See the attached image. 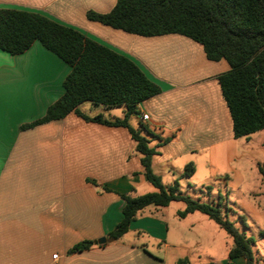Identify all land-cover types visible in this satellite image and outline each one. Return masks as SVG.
Wrapping results in <instances>:
<instances>
[{"label": "crops", "instance_id": "crops-1", "mask_svg": "<svg viewBox=\"0 0 264 264\" xmlns=\"http://www.w3.org/2000/svg\"><path fill=\"white\" fill-rule=\"evenodd\" d=\"M114 4L0 0L1 9L40 13L125 55L159 87V94L137 104L128 124L155 149L151 170L164 185L176 181L179 189L180 183L190 187L191 182L205 187L224 176L226 186L229 174L254 168L264 172V130L233 138L217 80L228 70L227 63L208 61L201 45L180 35L142 37L85 16L87 11L107 13ZM69 72L70 67L39 42L18 55L0 50V264H177L183 259L188 264L242 263L241 258L228 259L232 240L226 239L220 251L224 256L201 258L202 248L217 245L210 234L193 231L201 213L177 217L182 202L146 207L123 236L108 239L122 218L119 194L140 196L139 186L150 191L128 130L84 120L74 112L21 128L42 118L62 96ZM77 109L89 118L108 120L121 119L125 111L90 102ZM142 114L148 116L146 121ZM218 160L223 161L220 169ZM189 163L194 173L186 178L183 170ZM200 169L206 175L202 179L196 178ZM208 188L203 193L210 195ZM101 238L106 239L103 244L93 243ZM82 242L92 244L69 253Z\"/></svg>", "mask_w": 264, "mask_h": 264}, {"label": "trees", "instance_id": "trees-1", "mask_svg": "<svg viewBox=\"0 0 264 264\" xmlns=\"http://www.w3.org/2000/svg\"><path fill=\"white\" fill-rule=\"evenodd\" d=\"M85 16L128 34L142 37L175 34L201 45L208 61L224 60L228 65L217 80L231 118L233 138L264 130V0H115L109 12L87 11ZM34 42L60 58L70 72L63 81L62 96L47 108L42 118L21 128L60 120L70 112L84 120L126 128L141 155L146 181L155 189L137 197L119 194L124 202L122 218L108 239L123 236L138 212L146 207L182 202L184 209L177 212L178 218L194 212L205 215L232 240L228 259L241 258L240 264H256L252 240L222 215L218 205L187 196L176 181L164 185L152 172L151 159L157 153L140 130L128 124L129 117L137 114V104L160 92L141 68L125 55L45 15L0 8V50L18 55ZM83 102L105 108L124 107V115L114 120L89 118L77 109ZM193 173V164H187L183 176L189 178ZM260 173L264 177V172ZM91 244L79 243L69 253L88 249ZM177 264L188 261L179 260Z\"/></svg>", "mask_w": 264, "mask_h": 264}, {"label": "rangeland", "instance_id": "rangeland-1", "mask_svg": "<svg viewBox=\"0 0 264 264\" xmlns=\"http://www.w3.org/2000/svg\"><path fill=\"white\" fill-rule=\"evenodd\" d=\"M117 113V112H116ZM262 156H264V149L261 150ZM264 160V159H263ZM219 166L222 165L221 160L216 161ZM264 164V161H263ZM261 168L262 165H261ZM263 170V169H262ZM205 172L200 169L196 175V178H204ZM224 176L216 177L212 185L205 187H193L180 183L181 191L187 196L199 199L210 205L217 206L220 202V211L224 217H226L234 226L243 232L246 237L250 238L253 242L252 251L257 256V264H264V178L259 172L258 168L243 173L229 174L227 176L228 184L224 186ZM150 191L145 192L143 187H137L138 194L143 195L154 192L155 189L151 186H147ZM206 187L211 188V194L208 195L205 190ZM202 190V192H200ZM202 219L201 222L195 225L194 232L210 234L214 239L215 245L212 247H204L199 253L201 258L207 257L218 260L224 256V253H220L224 248V239L231 243V239L220 230L218 226L209 220L205 215L196 214ZM187 223V222H186ZM223 252L224 249H223Z\"/></svg>", "mask_w": 264, "mask_h": 264}, {"label": "water", "instance_id": "water-1", "mask_svg": "<svg viewBox=\"0 0 264 264\" xmlns=\"http://www.w3.org/2000/svg\"><path fill=\"white\" fill-rule=\"evenodd\" d=\"M106 241L105 238L98 239L97 241L93 242L94 244H103Z\"/></svg>", "mask_w": 264, "mask_h": 264}, {"label": "built area", "instance_id": "built-area-1", "mask_svg": "<svg viewBox=\"0 0 264 264\" xmlns=\"http://www.w3.org/2000/svg\"><path fill=\"white\" fill-rule=\"evenodd\" d=\"M140 118H141L142 121H146V120L148 119V116L145 115V114H142V115L140 116Z\"/></svg>", "mask_w": 264, "mask_h": 264}]
</instances>
